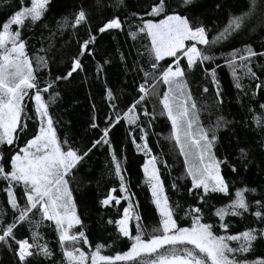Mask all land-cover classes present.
<instances>
[{"label":"snow or ice","instance_id":"snow-or-ice-1","mask_svg":"<svg viewBox=\"0 0 264 264\" xmlns=\"http://www.w3.org/2000/svg\"><path fill=\"white\" fill-rule=\"evenodd\" d=\"M51 3L52 0H29L26 6L24 0H18V6L10 8L6 19L0 21V181L6 183L3 191L11 210L10 221L0 211V247L13 254L16 264H31L32 258L50 260L54 253L39 231L47 221L54 226L63 254L62 264H264V257L249 260L245 255L255 242L264 240V226L229 234L226 222L229 216L243 217L254 205L251 214L264 225V192L259 199L253 195L250 200L249 194H255L257 189L247 185L235 187V182L226 179L222 167L227 166L236 175L247 171L254 148L248 144L241 146L237 141V155L230 162L227 155L218 154V148L222 133L236 137L237 122L224 115H217L207 126L201 120L203 111L209 108L219 111L223 105L217 75L221 65L204 67L216 60L209 51L239 35L253 18H258L264 27V0H246V10L231 5L229 0H212V9L227 15L226 26L215 35H211L213 29L199 11L204 7L202 0H149L141 12L131 14L132 20L138 21L128 25L127 35L133 44L124 49L118 46L101 60L96 59L97 38L109 30L124 31L120 16L107 19L93 31L89 13L83 5H78L71 20L66 15L56 21L55 28H48L44 21ZM4 4L10 7L11 0H4ZM26 22L33 30L42 26L39 37H34L41 44L34 49V56L29 54V38L22 34ZM80 27H84V35L76 39L77 47L68 67L63 74L52 76L51 67L68 43L58 48L57 33L62 37L70 30L76 38ZM45 31L48 35H44ZM138 40L146 43H135ZM221 56L237 90L248 95L242 83L245 78L257 81L253 96L264 88V81L253 70L254 62L264 58V44L258 51L245 43ZM85 57L91 58L92 68H86ZM166 58H171V62ZM114 60L121 74L131 78L134 96L126 104L118 102L122 89L117 90L108 78L107 69L114 66ZM37 68L49 71L43 86ZM197 68H202L210 78L214 91L212 105L198 104L193 96L189 78ZM76 77L81 78L82 85L101 81V95L108 108L101 128L95 115L96 104L91 103L93 115L89 127L98 130L99 135L81 147L61 140L51 111V106L62 99L61 85L66 88ZM208 92V86H204L202 93ZM88 96L91 99L90 90ZM26 98L34 105L31 115L26 110ZM259 109V112L251 108L248 111L256 126L253 130L260 136L256 147L264 164V104ZM158 116L170 121L166 139L182 157V179L190 181L188 193L194 203L183 210L184 217L190 220L186 226L178 221L179 205L174 206L170 201L161 172V168L169 170L170 165L149 145V133ZM29 121H34L36 128L30 138L27 137ZM122 124L136 152L144 157L143 183L159 216L157 226L151 231L142 225L139 201L129 188L127 169L122 166V160L126 162L127 157H121L113 143V130ZM21 137H24L22 146ZM102 146H107L118 188H111L99 203L108 207L127 202L119 219L107 220L130 242L126 250L112 255L104 254L105 245L101 243L91 250L88 226L73 188L77 174L87 167L90 154ZM171 187L177 188L175 181ZM214 194H222L229 202L215 207L206 218L204 205ZM212 219H216L215 224ZM25 225L31 230V242L16 236V230ZM81 245H88L89 251Z\"/></svg>","mask_w":264,"mask_h":264},{"label":"trees","instance_id":"trees-1","mask_svg":"<svg viewBox=\"0 0 264 264\" xmlns=\"http://www.w3.org/2000/svg\"><path fill=\"white\" fill-rule=\"evenodd\" d=\"M204 7L200 9L205 22L213 29L211 35H215L217 30L223 28L227 24V15L223 12L217 13L212 9V0H202ZM233 6H239L240 10L244 8L246 0H229ZM25 5L29 4V0H24ZM149 0H52L49 11L46 14L44 23L48 28H55L56 21L64 16H69L77 9L78 5H83L85 10L89 13L90 24L93 31L98 26H101L107 19L113 16H120L121 21L124 23V31L109 30L100 34L97 38L96 51L98 55L97 60H101L106 54L113 53L119 46L121 49L127 48L133 44V41L128 37L129 23H138L132 20L133 12H141L147 7ZM18 6V0H11L10 7H5L4 0H0V21L6 19V13L10 8ZM175 7V4H173ZM42 26H37L35 30L26 25L23 26V35L30 40L29 54L34 56V49L41 47L34 37H39ZM84 27L76 30L77 37L73 38L71 31L65 32L64 36L57 33L56 46L59 48L67 41V46L56 57V64L51 67L52 76L63 74L64 70L68 67L70 57L77 47L76 39L84 35ZM44 35H48L47 31ZM210 35V38H211ZM127 41V43H126ZM146 41H136L140 44ZM251 44L254 49L260 50L261 45L264 44V27L261 26V21L258 18L250 20L248 27L242 31L235 38H230L221 45H217L209 51L210 55H214L216 60L214 63H206L204 67H214L215 64H220L221 67L217 69V75L221 82L223 105L216 111L209 108L201 114L202 122L207 126L210 121H215L217 115H224L230 120L237 122L236 137H232L230 133H222L221 146L218 148V154L227 155L230 162H234L237 155V141L241 146L248 144L254 148L251 163L247 171H240V175L230 172L227 166L223 167V172L226 179L235 182V187L247 185L252 188L255 187L257 192L249 194V199L254 195L256 199L260 198L261 192H264V164L261 163L262 154L256 147L259 144L260 136L254 131L255 124L251 122V113L249 108L260 111L259 105L264 104V88L258 91L256 95H252L255 90L257 81L245 78L242 83L245 86L243 92L237 90L234 86L235 82L231 76L230 69L224 65L221 54H226L232 48H240L243 44ZM47 46V41L44 42ZM170 63L171 58H166ZM163 63V62H162ZM183 63V62H182ZM86 68H92L93 63L91 58L85 57ZM112 67L107 69L108 78L112 84L116 86L117 90L122 89L119 95V101L128 103L134 96L131 78L124 77L116 61H113ZM253 70L261 81H264V58L258 59L253 64ZM37 75L43 86V81L49 78V71L42 68H37ZM192 87L193 96L197 99L198 104L212 105L214 103V91L210 82V78L206 77L202 68H197L194 74L189 78ZM81 78L76 77L73 84L65 86L61 85L62 99L58 100L56 104L51 106L54 121L56 122L57 134L61 140H67L70 144L76 147H81L90 140L97 138L99 135L98 130H93L89 127L90 118L93 115L91 103L96 104L97 121L100 123L101 128L103 125V118L108 112L107 103L102 98L103 83L96 81L91 85H82ZM208 86L209 92L202 93V88ZM89 90L91 91V99L88 96ZM47 99V94H45ZM26 110L31 115L33 110V102L26 98ZM151 108V106H150ZM211 113V114H210ZM35 122L29 121V129L27 137L30 138L32 133L36 130L34 127ZM170 121L166 117H159L154 121L153 128L149 133V145L152 147L153 152L166 159L170 165L169 170L161 168L162 175L165 179V187L168 196L173 205H179L176 208L178 221L182 226L190 223L188 218L184 217V211L194 203L193 196L188 193L190 181L182 179L183 177V161L182 157L178 155V151L174 149L172 143L166 139L170 134ZM127 128L125 125H120L113 130V143L117 146L121 157L126 156V162L122 160V166L126 167V176L129 183L130 191L135 193V200L139 201L138 212L142 216V225L151 231L152 227L157 226L159 216L155 211L154 205L151 202L150 193L143 183V173L141 165L144 161L142 154H138L136 149L127 138ZM138 135V133H137ZM24 137H21V146ZM122 150V151H120ZM176 182L177 188L173 189L171 184ZM6 183L0 181V211L6 213V220L11 219V210L7 205L6 193L3 188ZM118 188V180L114 173L111 172L110 157L107 146H102L94 149L90 154L87 167L76 176V182L73 184L74 195L77 197L78 207L82 212V218L88 226L86 233L88 234L89 244L94 250L97 243L105 245L104 254L112 255L117 251H124L129 246L130 242L120 236L114 224H107L108 219L116 220L122 215L123 208L127 206L126 201H121L119 205L113 204L112 206L103 207L99 201L104 198L107 192L113 188ZM17 197L20 198V190L17 189ZM234 193V188H233ZM119 195V192L116 193ZM228 198L222 194H214L211 199L204 205L205 217H209L210 213L215 211V207H219L228 203ZM255 210V206L243 217H226V222L229 223V234L238 231H243L248 227H262L259 221L256 220L251 214ZM38 218V217H37ZM212 223H216V219H212ZM133 234L135 232V222H133ZM39 231L42 233L44 240L49 243L54 255L50 260L42 258H32L31 264H62L63 254L58 244V238L54 231V226L50 222L45 221ZM222 234V233H221ZM18 239L28 238L31 242V230L28 225L19 227L16 230ZM85 251H89L88 245H81ZM233 246L236 243L233 242ZM249 260L264 257V240L255 242L252 250L245 254ZM0 264H16V258L12 253L7 252L0 247Z\"/></svg>","mask_w":264,"mask_h":264}]
</instances>
